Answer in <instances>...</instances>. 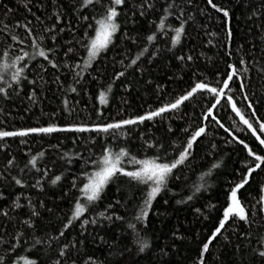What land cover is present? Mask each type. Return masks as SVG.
Wrapping results in <instances>:
<instances>
[{
    "label": "trees",
    "instance_id": "trees-1",
    "mask_svg": "<svg viewBox=\"0 0 264 264\" xmlns=\"http://www.w3.org/2000/svg\"><path fill=\"white\" fill-rule=\"evenodd\" d=\"M26 2L27 0H0V60L5 59L3 52L7 49L9 57L6 62L8 63L19 54L20 48L28 52L33 51L31 41L25 39L24 30L14 27L17 22L33 19L23 6ZM70 2L71 0H65V7ZM139 2L140 0H127V3L122 6L118 19L121 27L112 45L107 51L101 53L97 61L93 62V66L89 68L83 66L82 50L77 43L83 35L86 24L77 22L75 15L69 12L67 14L69 18L60 24L65 31L57 34L55 45L58 55L56 60L66 61L71 66H75L78 62L79 67H74L71 74L61 67L57 73L43 58L37 57L36 60L30 61L27 70L29 79L33 78L35 72L40 71L39 66H45L40 74L46 83L42 82L43 94L35 105L28 103L24 97L23 92L29 89L24 88L23 84L18 97L11 88L0 82V87H5L10 97V99H4L0 96V128L17 130L46 126L48 123H55L59 126L73 123L92 125L128 118L138 112L147 111L149 106L157 107L183 94L191 83L190 78H196L193 76L194 73L199 78L206 77L212 80L217 71L220 73L225 71L226 63H234L239 67L240 55H244L246 60L254 59L257 62L256 67L249 65L250 71L245 81L246 94L254 103L257 116L264 118V75L258 71V68L264 65V54L261 52V49H264V35H262L264 20H258L255 17L252 20L247 19L252 6L259 4L260 0H214L217 4H224L233 9L229 22L233 32L231 58L225 55V48L222 44L225 36V22L222 15L211 10L205 11L206 0H192L191 4L187 0H175V3L184 9L185 18L188 13L192 15V19H188L185 25L186 34H182L181 42L176 46L171 43V36L174 33L168 26L179 25V20L175 15L168 17L163 31H157L155 23H149L150 21L159 22L160 16L163 15L162 9L169 0H155L156 9L160 11L149 10L146 17H140L138 12L134 13L132 10L131 5ZM7 9H12V11L8 12ZM33 11L36 15L41 14L35 8ZM100 11L102 9L91 7L88 10L81 9L83 15L89 17V22H93V12L98 15ZM202 11L204 15H201ZM125 12L137 22L125 25ZM5 24L8 25L7 28ZM257 25L260 26L257 27ZM69 26L73 30L70 31ZM33 31L37 36L42 34V29L35 24V21ZM125 32L127 37L124 36ZM153 33H155V39L149 43L146 37ZM208 33L216 35L210 36ZM12 34H18L24 43L12 42ZM69 43L76 50L75 56L72 53L68 56L64 55ZM239 44L243 45V53L238 54L236 45ZM8 45H11V48ZM52 45L53 41L50 39L44 41L46 48ZM141 51L143 55L139 56L137 63L130 64V60L138 56ZM153 52L156 53L155 56L151 55ZM249 52L252 55H248ZM178 55H191L193 60L185 63L173 59ZM49 58H53L51 53ZM137 68L141 71H136ZM2 71L4 70H0ZM118 71H123L124 75L114 79ZM75 72L82 73L80 79L83 87L73 83L72 76ZM10 75L11 73L8 77ZM57 75L60 76V84L63 88L52 83ZM8 77H5V80L11 83ZM238 83L239 81L237 86ZM109 84L112 86L111 91L108 90ZM125 84L128 85L127 90H124ZM70 87H76L77 91L71 92ZM158 88L159 91H157ZM34 90L37 94L41 93L40 87ZM102 91L108 99L107 105L99 103V93ZM65 100L68 102L67 106L63 103ZM200 100L201 98L197 97L185 101L179 111L169 112L163 121L157 118L156 123L151 127L147 124L141 125L131 133L130 138H125L124 131L116 133V139H113L111 132L108 134L59 132L47 136L31 134L24 138L25 143L23 144L20 143L21 138L19 137L0 141V192H4L8 197L6 200H0V208L9 210L10 217L0 216V236L6 241V243H0V257H5V264H12L13 260H17L18 264H24L21 257L36 260L37 264H56L59 258V246L69 240L78 239L81 231L79 223L75 228L64 230L62 222H66L65 217L70 214V202H74V197L79 195L78 191L72 187V180L74 176L79 177L78 186L83 180L80 175L81 170L84 169L82 160L97 159L102 155L105 147L110 148L113 153L118 152L120 147H125L131 154L136 155L137 159L156 155L155 149L141 147L143 142L139 137L140 131L144 132L145 137L163 144L170 153L168 158L171 159L169 144L172 141L181 143L184 139L179 129L191 125L189 131H192L200 123L198 118L202 115L201 108L206 107L205 102L198 103ZM236 102L238 107L245 108L246 102L242 100V96H238ZM26 108L27 111H25ZM97 110L101 115H97ZM214 114H217L218 119H221L233 135L244 138L246 142H249L250 147H256V142L250 133L238 132L232 126L234 113H231L230 108L226 110L222 108L218 113L214 111ZM246 115L250 113L246 111ZM236 123L238 127H243L238 125V118H236ZM169 126L172 127L175 135L167 132ZM207 131L209 133L207 136L202 139L198 138L199 144L194 149V158H190L185 166H180L181 171L178 172L180 179L170 185L172 194L164 197L169 200V203L163 204L161 198L154 202L147 230L142 234L150 243L149 251L144 254L137 252V246L130 232L125 231L124 224L120 222L110 224L108 221H103V228L91 224L84 225L87 229L85 232L87 239L84 245L77 244L79 251H74L70 257L62 259L68 260V264H71L72 260H75L76 264H83L88 257L103 261L104 264H195L201 241L211 234L218 224V217L222 215L223 207L226 206V192L230 182H238L241 179L238 173L241 170L246 171L242 162L251 160L246 156V152L241 151V146L226 142L231 138L223 129L210 126ZM149 133H151L150 136ZM159 155L163 157L164 152L161 151ZM33 156L36 157V168L28 164V160ZM8 160H13L10 167H6ZM212 163H217L220 167L211 169ZM124 167L132 170L133 165L125 161ZM86 170H91V164ZM210 170L211 175H204ZM45 171L48 175L41 180L44 190L41 192L30 187L36 179L43 176ZM55 175H61V181L53 186L48 181ZM13 176L22 178L27 186L21 190L14 184ZM201 176L204 177L203 180ZM262 183H264V168L253 173L249 184L239 193L248 205L250 216L252 205H256L257 214L252 228H246L241 222L235 226L236 232L233 233L229 227V230L224 233L229 239L225 240L224 235L219 236L210 246V254L206 253L208 264H264V261H261L259 257H254L252 253V248L258 247L256 238L264 234V224L260 222L262 214L258 212L259 204L257 203L259 187ZM194 184L202 185L200 192L195 191ZM21 191L29 196L37 206L40 201H43L46 206L40 209L42 216L36 221L35 229H24L26 232L34 233L43 243L33 248L34 241L25 237L28 240L27 243L21 241L20 246L10 250V245L15 242L12 237L22 227L18 221L27 218L26 207L9 209L11 199ZM133 192L135 189L128 188L127 179L119 178L117 182L107 186L104 201L98 202L94 211L86 213L84 218L91 219L95 212H104L105 205L110 201L114 203L115 199H121V203L127 204L128 209H131L130 201ZM136 195L138 196L139 193ZM188 195H193L194 199L183 204L175 203L177 199H186ZM20 203L27 205L23 195L20 196ZM213 205L215 207H212ZM197 208L203 214L194 211ZM46 209H51V212ZM118 214L125 215V209L119 208ZM61 230L66 232V238L60 237L59 240L49 241V235L57 236ZM240 232H251L249 237L252 241L251 245L249 240L239 236ZM174 233L182 239H176ZM93 236L96 237L95 242L92 240ZM100 236H104L109 243L101 246ZM161 247L169 253L167 256L161 257ZM126 248L130 251H125Z\"/></svg>",
    "mask_w": 264,
    "mask_h": 264
},
{
    "label": "snow or ice",
    "instance_id": "snow-or-ice-1",
    "mask_svg": "<svg viewBox=\"0 0 264 264\" xmlns=\"http://www.w3.org/2000/svg\"><path fill=\"white\" fill-rule=\"evenodd\" d=\"M189 4L192 3V0H187ZM127 3V0H71L67 7H65V0H27L23 5L26 11L33 19H25L23 22H17L14 26L18 29H23L26 33V40L31 41L32 52L26 51L24 48H20L19 54L11 60L10 63L6 62L9 57V51L6 49L3 52L4 60H0V82L6 84L8 88H11L13 92L19 97L21 94V85L23 84L24 88L29 90L24 91L23 95L26 97L28 103L37 104L40 97L43 94V76L40 74L43 71V65L39 66L40 71L35 72L32 79L28 78L29 62L34 61L37 57L43 58L47 61V64L51 66L52 69H55L59 73L61 67L67 69L71 74L74 70V67H79V63L75 66L69 65L66 61L59 62L56 60L58 55V49L56 48L55 42L57 40V34L65 31V28L60 27V24L63 20L68 19V13L71 12L75 15L77 22L81 24H86V28L81 36L80 40L77 41L80 49L82 50L81 59L83 60L84 68H89L93 66V62L97 61V58L101 53L107 51L109 46L112 45L113 39L121 27L118 23L119 16L121 14L122 6ZM207 8L205 11L211 10L215 13L221 14L222 19L225 22V36L222 44L225 48V55L229 58L232 57V45H233V32L229 25L231 20V15L233 9L224 5L217 4L214 0H206ZM247 7V5H245ZM7 8V6H5ZM92 9H102L97 15L93 12V22H89V17L83 15L81 9L88 10ZM134 13L139 14L140 17H146V14L149 10L156 9L155 0H140L139 3H133L131 5ZM36 9L41 14L36 15V12L33 9ZM160 11V9H156ZM8 12H11L12 9H7ZM163 15L160 16L159 22L150 21L149 23H155L157 31H163L167 23L169 16L175 15L176 19L179 20L178 26H171V31L174 33L171 36V43L173 46L178 45L181 42L182 34H186L185 25L188 19H192L191 13L187 14L185 18L184 9L180 8L175 0H169L162 9ZM45 13H48L45 15ZM125 14V25L127 23L135 24L137 21L133 17L128 16L127 12ZM201 15H204V11L201 12ZM258 20H264V0H260L259 4L252 6L251 11L249 12L247 19L252 20L253 18ZM35 21L36 25H39L42 29V34L35 35L33 31V23ZM51 21V23H48ZM260 25H257L259 27ZM8 25L5 24V28ZM205 27H207L205 25ZM91 29V31H89ZM69 30L71 27L69 26ZM210 36H215V33H208ZM264 35V32H262ZM124 36L127 37V33H124ZM50 39L53 41L52 47H45L44 41ZM149 43L153 42L155 39V33L147 35L146 37ZM11 41L20 44L24 43L18 36V34L11 35ZM135 43V40H133ZM211 43V40H209ZM11 48V45H8ZM63 47V46H61ZM147 50L146 48L144 49ZM237 53H243V45H236ZM262 54H264V49H261ZM52 54V59L49 58V54ZM69 53H72L73 56L76 55V50L69 43L67 50L64 55L68 56ZM143 55V51L139 53L138 56L130 60V64L134 65L137 63L139 56ZM155 56L156 53L151 54ZM248 55H252L251 52ZM173 59L182 62L192 61L193 57L191 55H178L174 56ZM151 62V57L149 58ZM238 65L234 63H226L225 71L217 73L213 76L212 80L205 78H199L194 73L193 76L196 78H190L191 83L188 86V89L178 97L174 98L172 101L160 104L157 107L149 106L147 111L138 112L134 115H130L128 118H122L115 120L113 122L106 123H95L92 125L85 124H66L64 126H59L55 123H48L46 126H37V127H26L20 128L17 130H4L0 128V141L5 140L6 138H15L19 137L20 143H25L24 138L28 137L31 134L45 136L52 135L59 132H72V133H85V132H95L97 134H108L112 133L113 139H116V133L124 131L125 138H130L131 133L138 129L141 125H148L151 127L157 121V118H160L163 121L169 112H177L181 109V106L185 101H190L196 99L197 97L201 98L199 102L203 101L206 103V107L201 108V117L198 119L200 123L194 128V130L189 131L191 125L179 129V132L184 135V139L181 143H176L172 141L169 144L171 149V159H169L170 153L164 148V145L159 141H156L152 138L145 137L143 131L139 132V137L142 140L141 147L144 149H155L156 155L145 156L144 158L137 159L136 155L131 154V152L125 148L120 147L119 151L113 153L110 148H103L102 155L97 159H83L82 163L84 169L81 170L80 175L83 177V180L80 181L79 186L77 185V180L79 177L74 176L72 180V187L76 189L79 193L77 197H74V202H70L71 207L69 209L68 215H66V222H62V228L68 230L70 228H75L77 223H79L81 231L79 232L78 239L69 240L66 243H63L59 246L58 249V259L56 264H68V260L62 258L70 257V254L74 251H79L77 244L83 246L87 237L85 232L87 229L84 228V225H97L99 228L104 227L103 221H108L110 224L115 222H120L125 225V231L130 232L132 240L137 246V252L139 254H144L150 250L149 241L142 235L146 232L149 216L154 208V202L158 198L162 199L163 204L167 205L169 200L164 198L171 193L170 185L175 181L180 179L178 172L181 171L180 166H185L190 158H194V149L199 144V139L207 136L208 128L210 126L223 129L225 133L231 138L227 140V143H234L241 146V151L246 152V156L251 158V160H245L242 162L243 168H246V171L241 170L238 174L241 176V179L238 182H230L229 188L226 192V206L223 207L222 215L218 217V224L211 231V234L208 235L203 241H201L197 256L195 259V264H208L206 253L210 254V246L219 238V236L224 235L225 232L231 227L233 233L236 232V225H239L241 222L243 225L251 229L255 221V216L257 214L256 205H252L251 216L248 205L244 202L242 197L239 195L242 189L250 182V177L258 169L264 168V118L257 116L256 108L254 103L251 101L250 97L246 94V79L248 77L250 68L249 65L253 67L257 66V62L253 60H246L244 55H240L238 59ZM96 71V69H93ZM136 71H141L137 68ZM258 71L264 75V65H261L258 68ZM11 73L10 77L8 74ZM123 71H118L115 73L114 79H118L123 76ZM82 73L75 72L72 76L74 84L81 85L83 87L80 77ZM5 77L10 79L11 83H8L5 80ZM95 79V77H93ZM238 86H237V82ZM43 82V83H42ZM52 83L57 84L59 88H63V85L60 84V76L57 75L52 80ZM151 83V81H148ZM36 87L41 88V93L37 94L34 90ZM111 84L108 85V90L111 91ZM128 85H124V90H127ZM71 92H76V87H70ZM159 91V88L157 89ZM0 96L4 99H10L8 93L5 90V87H0ZM238 96H242V100L245 103V108L237 106L236 99ZM223 101V103H222ZM65 106H67V100L63 101ZM99 103L101 105H107L108 99L106 98L105 92L99 93ZM127 103V101H125ZM185 107H187L185 105ZM229 109L231 113H234L233 117V127L238 132L250 133L251 137L254 138L256 142V147H250L249 142H246L244 138H238L236 135L225 127L221 122V119H218L217 114L220 109ZM28 109L26 108L25 111ZM246 111L250 115H246ZM97 115H101L99 110H97ZM236 118H238V125L243 127H238L236 123ZM167 132L175 135L171 126L167 128ZM151 133H149V136ZM163 151L164 156L161 157L159 153ZM42 154V153H41ZM36 157L33 156L28 160V164L32 165L33 168H36ZM127 161L128 164L133 165L132 170H127L124 167V163ZM13 164V160H8L6 167H10ZM91 164V170H86ZM220 167L217 163H212L211 169H216ZM40 171V169H36ZM23 171V169H21ZM48 173L45 171L43 176L39 179H36L35 183L30 187L36 188L39 191L44 190V186L41 184V180L44 176H47ZM204 175H211V170ZM126 178L129 189H135L133 192V197L131 199L132 207L128 209L127 204H122L121 199H115L113 202H108L105 205L104 212H95L94 217L84 218L85 214L88 212H93L96 208L98 202L104 201L107 186L115 183L119 178ZM201 176V180H203ZM14 184L19 186L23 190L27 185L22 178L16 176L12 177ZM61 181V175H55L48 181L51 185L55 186ZM195 191L200 192L202 185H195ZM121 191V189H117ZM136 193H139L137 196ZM23 195L24 199L27 201V205L20 203V196ZM66 195V193H65ZM8 197L4 192H0V200H6ZM194 199L193 195H188L186 199H177L176 204H183L190 202ZM257 203L259 204L258 212L261 215L260 222L264 224V183L259 187V198ZM27 208V218L19 220L18 223L22 226L19 228L12 239L15 241L10 245V250H14L21 245V241L27 243L28 240L25 237H28L34 241L32 247L35 248L36 245L42 244L43 241L40 238H37L34 233L26 232L24 229L34 230L36 227V221L39 220L42 216L40 209L46 208L43 201H40L37 206L36 203L27 195L21 191L17 194L15 198L11 199L9 209H22ZM125 209V215L118 214L119 208ZM212 207H215L214 205ZM48 212H51V209H46ZM109 210H111L109 212ZM197 213H200V209H194ZM203 214V213H200ZM0 216L5 218L9 217V210L0 208ZM207 219V217H205ZM176 239H182L181 236H176L173 234ZM240 237H243L246 240H249L251 245L252 241L249 239L251 232H240ZM60 237L66 238V232L61 230L58 232L57 236L49 235V241L59 240ZM224 239L228 240V236L224 235ZM93 242H95L96 237H92ZM101 246L108 244V240L104 236H100ZM230 242V241H229ZM0 243H6L3 240V237L0 236ZM256 243L258 247L252 248V253L254 257H259L261 261H264V234H261L256 238ZM125 251H130L129 248H126ZM161 257L167 256L169 253L164 250L163 247L160 248ZM20 259L24 260V264H37L36 260H29L27 258L21 257ZM0 264H5V257H0ZM12 264H18L17 260H13ZM71 264H76L75 260L71 261ZM83 264H104L103 261L96 260L92 257H88L83 261Z\"/></svg>",
    "mask_w": 264,
    "mask_h": 264
}]
</instances>
